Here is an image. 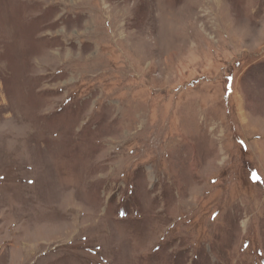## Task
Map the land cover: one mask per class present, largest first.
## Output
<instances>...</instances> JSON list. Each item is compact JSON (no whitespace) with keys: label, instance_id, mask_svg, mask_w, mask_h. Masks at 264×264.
<instances>
[{"label":"rangeland","instance_id":"1","mask_svg":"<svg viewBox=\"0 0 264 264\" xmlns=\"http://www.w3.org/2000/svg\"><path fill=\"white\" fill-rule=\"evenodd\" d=\"M262 260L264 0H0V264Z\"/></svg>","mask_w":264,"mask_h":264},{"label":"trees","instance_id":"2","mask_svg":"<svg viewBox=\"0 0 264 264\" xmlns=\"http://www.w3.org/2000/svg\"><path fill=\"white\" fill-rule=\"evenodd\" d=\"M254 173V180L256 181V182H259V180H260V176L258 175V173L257 172H253ZM262 261H264V260H262Z\"/></svg>","mask_w":264,"mask_h":264}]
</instances>
